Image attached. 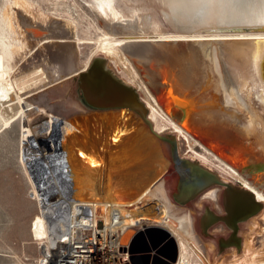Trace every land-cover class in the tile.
I'll list each match as a JSON object with an SVG mask.
<instances>
[{
	"label": "water",
	"instance_id": "95a60500",
	"mask_svg": "<svg viewBox=\"0 0 264 264\" xmlns=\"http://www.w3.org/2000/svg\"><path fill=\"white\" fill-rule=\"evenodd\" d=\"M164 15L168 19L167 14ZM24 19L26 33L34 44L36 40L31 30L39 29L43 33L40 38L59 39L58 34L53 35ZM170 23L176 32L206 36L130 40L119 46L120 50L128 56L159 110L264 196V36H223L245 31L264 32V27L239 23ZM116 24L103 22L105 29ZM61 39L56 46L74 50L75 58L73 33L68 31ZM143 96L119 74L109 57L99 53L83 71L52 79L49 85L27 98L36 108L43 105L53 109L59 124L96 116H113L120 121L128 118L158 149V159L145 177V186L162 185L172 205H199L196 220L201 237L219 254L233 248L239 252L241 228L263 212L264 202L252 191L225 180L217 171L183 152L182 138L174 131L158 132L149 119V108ZM185 117L193 121L190 129L182 125ZM40 119L45 121V117L40 116ZM101 126L97 125L96 129ZM204 130L213 132L214 142L206 144L200 139L198 132ZM235 145L241 147L231 152ZM31 147L39 149V146ZM42 165L40 158L28 164L37 187L41 178H37L36 167ZM63 165L62 177L70 184L68 166L65 162ZM130 246L132 264H175L178 259L174 239L158 227L139 231Z\"/></svg>",
	"mask_w": 264,
	"mask_h": 264
},
{
	"label": "bare ground",
	"instance_id": "6f19581e",
	"mask_svg": "<svg viewBox=\"0 0 264 264\" xmlns=\"http://www.w3.org/2000/svg\"><path fill=\"white\" fill-rule=\"evenodd\" d=\"M95 1L111 24L116 21L120 25L115 23L114 28L109 26L106 30L112 35H117L115 41L121 45L122 41L128 43L130 40H171L206 36L203 33L185 34L175 31L179 36L172 38L161 36L159 33L154 35L145 30L136 29V27H128L131 25L124 26L121 25L123 21H120L118 13L115 12L117 9L112 6V0ZM163 1L167 9V17L174 24L197 22L207 25L215 23L232 25L239 23L248 27H264V2L262 0ZM20 21L26 27L27 23L24 17ZM24 29L26 31V28ZM174 30L176 29L174 28ZM30 32L36 40L35 44L41 45L50 37L40 38L43 33L39 29ZM120 34L128 36H118ZM216 35L220 36L211 34V36ZM223 36L263 37L264 32L245 31V33ZM108 38V35L104 34L92 50V55L81 71L86 69L90 59L99 53L113 61L114 56L117 55V49L112 47ZM54 56L63 63L57 73L61 75L72 69V64L67 62L68 58H72V55L66 47L61 46V50L56 51ZM42 71L39 68H34L22 76L21 80L0 82V105L6 114H19L22 118H27L31 114L41 116L42 111L33 104H25V99L30 96V93L43 89L54 79L52 71L50 73L52 72L53 75L49 74V79L44 76ZM128 73L133 80L131 84L143 93V100L150 112L149 119L158 132L174 131L182 138L180 142L183 152L224 174L227 178L220 175L225 180L238 183L241 187L252 191L259 201L264 202V196L244 180L241 174L224 166L204 146L182 132L159 110L134 66H132V70L129 68ZM54 117L47 116L44 122L41 121L40 126L37 128L33 126V134L29 130L32 126L25 123V129L31 133V137L23 147L21 145V161L27 167L29 177L36 186L32 194L33 198L38 200L40 210V214L34 218L30 225V233L35 242H46L45 252L50 251L53 237L58 230L75 229L82 225L94 228L97 221H103L108 232L116 231L121 226L120 242L124 246L129 245L139 231L144 232L145 229L157 227L166 230L177 246L178 259L175 264H253L249 263V255L253 251L252 242L257 239L255 234L259 233L261 223L264 222V210L259 216L243 224L240 231L242 244L239 252L233 248L219 254L215 247L200 235L196 220V209L199 205L191 207L172 205L162 185L145 186V177L149 171L151 172V168L155 167L154 163L158 159V149L155 144H151L143 137L142 130L134 127L128 118L120 121L113 116H96L84 119L75 118L59 124V118ZM185 118L182 125L190 129L193 121ZM37 120H41L40 117ZM80 121L82 125H80ZM113 124L114 127L111 128ZM55 125L63 127L60 142H55L53 138ZM97 125L102 126L96 129ZM120 126L124 129L123 131ZM36 129L37 131H35ZM198 135L206 144L214 142L211 130L199 131ZM32 145L39 146V149L34 150ZM238 147L241 146H232L231 152L236 151ZM219 155L224 157L223 154ZM36 158H40L43 163L41 166L43 170L40 169L41 167H36L37 178H41L38 181V187L28 167V164ZM64 162L69 169L68 171L66 168L71 180L70 184L62 177L64 174L61 170L64 167ZM46 174L48 175L44 179ZM173 181L172 179L171 183ZM207 195L209 196V193ZM210 197L214 198L215 196L210 195ZM80 205L88 207L89 212L87 211L86 216L81 214L82 207ZM114 213H117L118 217H113ZM112 256L116 257L117 254L113 253ZM193 256L197 261L191 263L190 258ZM259 264H264V262Z\"/></svg>",
	"mask_w": 264,
	"mask_h": 264
},
{
	"label": "rangeland",
	"instance_id": "374dc122",
	"mask_svg": "<svg viewBox=\"0 0 264 264\" xmlns=\"http://www.w3.org/2000/svg\"><path fill=\"white\" fill-rule=\"evenodd\" d=\"M112 6L117 9L115 12L118 13L120 21H123L120 22L121 25H131L128 27H136L154 35L159 33L161 36L172 38L179 36L164 15L167 14V9L163 0H112ZM22 17L34 25L48 28L53 35L58 34L59 39H53L52 36L41 45L34 44L24 29L26 27L21 24ZM107 21L111 23L95 0H0V82L21 80L22 76L34 68L43 70L44 76L48 79L49 74L53 73L54 79L64 74H76L89 60L92 50L104 34H107L112 47L117 49V55L111 62L119 74L132 83L133 80L128 73L129 68L132 70V65L128 56L120 50L121 44L115 41L117 35H112L105 26L103 27V22ZM68 31H71L75 38L76 57L74 58V50L67 49L72 55V58L67 60L72 64V69L60 75L57 72L63 63L54 55L56 51L61 50L56 44L59 45L61 38ZM123 44L125 41H122ZM25 104L32 103L27 98ZM39 109L42 111V117H58L48 106L40 105ZM39 117L34 114L27 118H22L19 114L8 115L0 105V264H18L23 257H35L38 244L43 249L46 247V242H35L30 233V225L40 214V210L39 202L32 194L36 186L29 177L27 167L21 161V148L29 142L33 128L40 126L42 120H37ZM25 123L32 126V128L28 126L31 133L25 129ZM55 126L53 138L55 142H60L63 127ZM158 126L160 127L159 124ZM218 173L227 178L224 174ZM255 237L257 239L252 242L253 251L249 255V263L259 264L264 262L263 221ZM196 261L195 256L190 258L191 263Z\"/></svg>",
	"mask_w": 264,
	"mask_h": 264
},
{
	"label": "built area",
	"instance_id": "2783aa9c",
	"mask_svg": "<svg viewBox=\"0 0 264 264\" xmlns=\"http://www.w3.org/2000/svg\"><path fill=\"white\" fill-rule=\"evenodd\" d=\"M80 207L81 214L86 216L88 207ZM114 216H117V213H114ZM121 236V226L116 231L108 232L103 221H97L94 228L82 225L75 229L58 230L49 252H45L38 244L37 255L23 257L18 264H132L130 243L122 245ZM113 253L117 256L113 257Z\"/></svg>",
	"mask_w": 264,
	"mask_h": 264
},
{
	"label": "snow or ice",
	"instance_id": "6c2138e0",
	"mask_svg": "<svg viewBox=\"0 0 264 264\" xmlns=\"http://www.w3.org/2000/svg\"><path fill=\"white\" fill-rule=\"evenodd\" d=\"M262 2H264V0H262Z\"/></svg>",
	"mask_w": 264,
	"mask_h": 264
}]
</instances>
